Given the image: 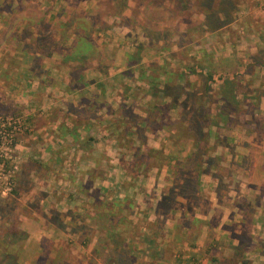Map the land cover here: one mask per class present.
Returning <instances> with one entry per match:
<instances>
[{
  "label": "rangeland",
  "instance_id": "rangeland-1",
  "mask_svg": "<svg viewBox=\"0 0 264 264\" xmlns=\"http://www.w3.org/2000/svg\"><path fill=\"white\" fill-rule=\"evenodd\" d=\"M200 1L190 0L191 4L186 8L173 0H128L129 5L124 12H131L132 20L138 19L150 31H157L156 26L158 30H175L179 23V34L174 39L180 42L182 36L183 41L192 36V33L187 35L183 32L186 27L194 29L198 26L195 12L199 9ZM234 1H239L237 4L240 8L232 14V23L239 20L232 26L228 25L229 35L226 38L238 42L237 47L234 45L231 52L230 47L226 50L217 43H210L211 47L220 48V54L230 53L231 61L222 64L219 58L216 66L205 63L202 65L204 69L207 64L210 71L237 73L239 68L236 65L242 64L239 58L250 55L244 48L246 45L242 46L238 26L245 29L247 22H255L256 17H248L249 14L244 12L250 9V5H256V9L249 11L252 15L263 17L264 0ZM209 5L218 13L217 4L214 6V2L209 1ZM119 10V5L108 4V0H0V260L5 254L3 250H8L18 252V260L22 264H264V254L250 246L255 243L264 248V66L255 65L259 58L264 61V52L255 62L250 61L252 67L247 70L253 72L254 76L245 78L243 75L240 80L243 90H254L253 95L258 93L259 97L252 99V103L261 101L262 108L253 111L249 109L251 106L244 105L242 98L231 103L233 107L243 109L242 126L236 123L228 129L230 133L236 131L240 140L235 147L239 157L230 152L227 155L223 153V136L219 142L216 140V134L224 135L227 129H220L215 122L207 127L212 117L208 113L205 114L208 119L198 116V113L210 109L211 112L217 110L214 105L219 93L217 86L210 84L209 93H212L210 95L214 102H207L208 79L196 73H193L196 74L193 79L197 87H194V91L190 86L186 89L189 95L200 97V100L193 101L185 93L182 94L180 100H185L187 104L185 112L183 107L171 108L163 123L153 121L152 126L146 128V147L161 149L164 153L161 157L148 150V167L131 162L134 147L143 143L137 135L127 133L126 125L118 121L128 108L147 116L145 109L155 101L151 96L146 98L143 90L147 86L143 81L137 82L138 72L109 75L106 79L112 88L106 91L103 126L109 125L108 130L102 126L104 133H98L96 149L91 153L93 157L85 154L87 152L80 147L82 139H77L78 132L84 135V129L70 133L77 137L66 136L65 132H71L74 124L62 109L65 107L62 97L67 100L70 96L63 91L52 93L51 87L46 84L50 78L41 74L43 59H34L35 68L32 63L35 56L31 52L37 51L39 42L47 44L52 51V42L56 44L57 41H63L65 44L62 45L67 47V51L73 37L70 21L88 13L100 27L98 30L104 29L92 34L98 45L96 47L106 48L101 54L104 55L103 59L105 55L112 57L113 71L124 70L128 60L122 56L130 51L134 39L137 43L147 42L148 39L142 29L121 26V23H128L117 14ZM177 14L185 15L178 23L175 20ZM60 21L67 23L63 25ZM126 33L131 36L128 38ZM174 36L176 34L171 39ZM163 54L165 56L162 53L156 55L157 61L162 63L163 56L164 60L172 59L173 68L179 66L180 56L174 60L167 52ZM92 56L83 61L82 64H85L82 67L87 65L94 68L97 65L100 57ZM49 60L52 63V58ZM29 65L32 67L30 70ZM80 67L77 66L78 70H81ZM89 72L95 73L92 69ZM100 78L93 75L96 84ZM154 79L161 86L163 78L159 80L156 76ZM230 83L229 92L232 93L228 95L241 97L238 89L235 92L233 87H238V84ZM111 89L114 91L112 96ZM124 93L135 97L126 99L129 96L124 98L127 96ZM125 99L127 101L124 103ZM107 107L112 112L108 116ZM251 110L256 113L255 119L246 113ZM181 112L184 113L182 117ZM168 117H172L173 122H168ZM182 119L187 120L182 122ZM218 119L221 118L212 120ZM164 121L169 124L168 130L164 127L159 129ZM221 126L228 127L224 122ZM201 130L211 132L206 148L213 156V166L209 167V172L215 173V176L202 173L197 185L199 191L194 192V174H185L187 166L177 163L186 162L190 157L193 142ZM52 149L59 150V153L56 152L58 155L53 159V165L47 166L52 173L49 171L46 175L44 165L39 167L37 163H47L52 158ZM244 154V165L239 167L236 162L241 163ZM154 163L161 166H153ZM216 165L222 168H216ZM38 167L42 170V177ZM90 170L98 175V179L93 180L92 189H97L93 195L87 193L85 188ZM174 170L178 171L179 176L185 174V178L177 180L172 173ZM194 170L198 171V168ZM169 185H174V190L166 192L164 199H161L163 189ZM96 199L101 201V211L108 206L106 210L116 212L117 207L113 208V205L123 201L124 204L131 202L132 206L123 210L124 213L118 216L121 218L116 216L118 213H113V230H105L96 226L104 219L94 213L96 210L92 204ZM234 199L243 207L252 206L250 212L243 213L242 207L234 204ZM159 202L160 207H157ZM56 209H69V218ZM85 213L97 218L83 221L81 216H85ZM45 215L52 217L51 221ZM88 225L97 230L91 235L89 243L84 245L83 234L88 232L85 231ZM43 246L47 250L44 256ZM41 251V257L37 258Z\"/></svg>",
  "mask_w": 264,
  "mask_h": 264
},
{
  "label": "trees",
  "instance_id": "trees-1",
  "mask_svg": "<svg viewBox=\"0 0 264 264\" xmlns=\"http://www.w3.org/2000/svg\"><path fill=\"white\" fill-rule=\"evenodd\" d=\"M209 1H211L212 3L214 2V6L219 7L218 13L215 12V10L211 7V5H209ZM173 2L175 3H181L184 5V7L188 8V6H190L191 2L190 0H173ZM150 3H152V1H150ZM239 1L235 2L234 0H201L200 3L198 4V6L203 7V11L205 12V25L208 28L207 30H216V29H220L223 28L225 26H228L229 24L232 23L233 20V13L235 10H239V6L238 4ZM108 4H116L120 6V10L117 12V14H120L121 18H123V20H125L132 29L135 28H139L140 30H144L143 33H145L148 41H142L143 43H137L134 41L132 42L133 46L132 49H134V53L130 54V57L128 59V63H127V70L125 71L126 75L129 74H135V72H138V77H137V82H141L143 81L146 84V89L144 88V94L145 96L148 97H153L155 98L154 103H151L150 107L148 109H145L147 116L141 114V113H136L132 108H128V110L126 111L127 113H123V117L122 119L118 120L120 123H122L123 125H126L125 127V131L127 133H131L132 135H137L141 140L142 143L140 146H136L134 147L135 149V153H133V158H132V163H136L138 162L139 165H146V167L149 166V161L147 160V157L149 158V151H154L155 153H157L156 156H164V153L161 149H148V147H146L147 144H145L146 142V135H145V131L146 128L149 126H152V122L153 121H157L159 120L160 124L163 123L164 118H166V114L167 112L170 111L171 108H184V112H185V106H187L186 101L185 100H180V97L182 94H186L187 97H190V99H192L193 101H196L194 99H199L200 97L196 98V97H192L193 95H189L190 93H188V89L187 86L192 87V83L189 79V75H191L192 73H196V74H202L205 75L207 77V91H206V98H207V102H214L213 98H212V93H209V90L211 88L210 84H214L217 86V92L219 93L217 100L215 101L214 106L217 107V110L214 112H211V109L208 110L207 112H202V113H198V116H202L206 119H208V117H206L205 114H209L211 117V122L210 124H208L207 127L211 126V124L213 122H215V125H217L218 127H220V129H227L226 133L224 132V135H221L220 133H217V138L216 140L219 142L221 140V136H223V141L224 143L221 144V146H223V151L225 149V151L223 153H231V155H234L236 157H239V155L236 152H239L237 150H235V147L237 145H239L240 140L237 137V133L236 131L230 133L228 131L229 127L231 125L234 124H238L240 126H242V116H243V109H240L239 107H233L232 104L234 102H238L240 101V99L238 100V98H242L243 103L245 106L248 105L251 106L249 109H252L253 111H256L260 108H262V103L261 101H259L258 103H252V99L254 98H258L259 95L258 93H256L255 95H253L255 93L254 90H243L242 84H240V80L242 79L243 75H245L246 72H251L249 70H247L248 68L251 67L250 64H247L245 66H241L239 67V71L237 73H230V72H215V71H210L209 69H207V67L204 69V67L202 66L203 64H205V62L203 61H195L194 59V50L193 49H189V47L187 48V44L189 43L188 40H184L183 41V36L181 37V41L180 43H178V41H174L171 40V36L173 34H179L178 33V28L171 29L168 30H158L155 27V30L157 31H150L147 27H144V25H142L139 21H132V19L128 18L123 12L124 9L127 7L128 4V0H108ZM189 4V5H188ZM239 7V8H238ZM145 8V7H144ZM178 12H184L182 10H178ZM142 13V12H141ZM144 14H147V12L145 13V11H143ZM219 13L221 15H219ZM84 15H87L89 18H91V16L88 13H84ZM146 16V15H145ZM184 14H177L176 15V19L178 20L176 23L179 22V19L184 18ZM75 20V19H74ZM73 21V20H72ZM66 24V23H65ZM64 24V25H65ZM80 29L82 28H86L82 25H79ZM79 26L76 25L74 22L72 24H70L69 28L72 29V33H73V37L70 40V45H69V49H67V51L65 50L67 47H64L65 44L63 43V41H57L56 44L55 42H52V54L55 51L58 52H64L66 54H77V56L72 59V75L74 77V79H78L79 74H78V68L77 66H83L84 64L83 61L86 60V58L88 57V55H79L81 53H85V54H91L92 52L98 51V56H100L103 53V50L106 48H97L98 45L95 44L94 39L92 38V30L89 29L88 31H85L84 34L82 35V32H80L79 30ZM82 27V28H81ZM90 27H92V24H90ZM188 33L190 32L189 30H187ZM70 33V34H72ZM178 36V35H177ZM130 36H128L129 38ZM63 38H66L63 36ZM171 40V41H170ZM121 44H124V42H121ZM174 45H178L179 48H174V51L172 49V47H174ZM59 46V48H58ZM97 46V47H96ZM62 48V51H60V49ZM95 48V49H94ZM153 48V49H151ZM186 48V49H185ZM116 49V48H115ZM151 49L149 51H153L156 53H163V52H167L168 55L171 58H174V60H178L177 56L181 57L182 59L178 60V64L179 66L176 65V68H173V63H172V59L169 60H164L165 57L161 56L163 58L162 63L161 61H157V60H153L150 63H148L147 65L144 64L143 62V54L148 50ZM55 50V51H53ZM50 47L45 44V43H37V51H33L34 54L38 53V54H51L50 52ZM106 51V50H105ZM148 52V51H147ZM155 53V54H156ZM183 60V61H182ZM99 64H98V69L102 70L104 76L109 75L108 73V68L110 65H112V61L109 60L108 56L106 57L105 60H98ZM88 63V62H86ZM143 63V64H142ZM261 64V63H258ZM261 65L264 66V63H262ZM181 69L183 70V72H181ZM157 74V75H156ZM253 74V72L251 73ZM158 76L159 80L160 78H163V81L161 82V86H159L158 84H156L155 81V77ZM232 84H238V87H236L235 85H233L235 92L238 89V92L241 93V97H237V96H233V95H228V93H232V91L229 92V85ZM250 82V81H249ZM248 82V84H250ZM245 86V85H244ZM125 89L129 90V87H126ZM242 89V90H240ZM219 90V91H218ZM125 94V93H124ZM252 94V95H251ZM127 95V93L125 94ZM251 95V96H250ZM124 96V98L128 97ZM132 96L135 97V95L132 94ZM195 96V95H194ZM240 96V95H239ZM211 99H208L210 98ZM262 97H260L261 99ZM237 99V100H236ZM136 100V99H135ZM164 100H167L166 102ZM200 100V99H199ZM232 100V101H231ZM65 103V109L66 110H70V102L68 101H64ZM203 102V101H200ZM198 105H200V107H203V105H201L199 103V101H197ZM232 103V104H231ZM124 104V103H123ZM195 104V103H194ZM231 104V105H230ZM125 107V105H123ZM193 106V105H192ZM196 106V105H194ZM189 107V105H188ZM232 108V109H231ZM240 109V110H239ZM79 115V117H81L82 115L84 116V111L80 110V109H74ZM252 110L249 113L253 116V118L255 119L256 117V113L252 112ZM65 112V111H64ZM83 112V114H82ZM125 112V111H124ZM92 113V111H89L88 114H85V116H90ZM183 112H181V117L183 116ZM221 118L218 119V121H214L212 119L214 118ZM73 120V119H72ZM117 120V119H116ZM166 120H168V122H173V118L172 117H168ZM187 119H182V122H186ZM88 121H90L88 119ZM99 121V122H98ZM96 122V123H95ZM114 121L110 122V125L113 124ZM167 121H164V124L161 125V127L159 129H167L169 124L168 122L165 123ZM222 122H224L228 127H222L221 124ZM74 123V128H72L71 130H73V132H76V127L78 126V123L80 125H84L85 123H82V120H77L74 119L73 120ZM100 123V118L97 120V118L91 119L90 121V126L85 127L84 131V135H80L81 136V144L80 147H82L85 152L88 151L90 156L91 153H93L94 149H95V145L94 142L95 140V136L93 135L91 130H94L98 124ZM105 123H101L100 126L102 127ZM95 125V126H94ZM108 125H105L106 127H104L106 130H108ZM168 130V129H167ZM208 135H211V132H204V131H200L198 136H196L194 142H193V150L192 153L190 155V157H188V159L186 160V162H178L177 164H183L185 167L187 166V169L184 170L185 174H194L195 176V181L194 184H192V188L194 192H198L199 190L197 189V185L200 181V175L202 173H207V174H215L211 171V169L209 167L213 166V156L211 157V155H209V149L206 148L209 146V141H208ZM175 137H179L178 135H174ZM79 141V140H78ZM94 146V147H93ZM135 146V145H134ZM93 149V150H92ZM91 150V151H90ZM221 154V153H220ZM227 155V154H226ZM232 156V157H234ZM246 158V154H244V156H242V161H240L241 163L236 162L237 166H241L244 165V159ZM33 164H35V162H33ZM39 167H42L44 165L45 171H46V175H47V166H52L53 165V160L52 163L49 164V162L43 164L42 165L40 163ZM231 165H234L233 163H230ZM46 165V167H45ZM148 165V166H147ZM153 166H158L160 167L161 164H156L154 163ZM215 166V165H214ZM32 168L33 165H31ZM39 167L37 168L38 172L40 173V177H42L41 172L42 170L39 169ZM198 168V171H195V168ZM52 168V167H51ZM128 168H130V166H128ZM216 168H222L221 165H216ZM36 169V168H35ZM44 171V172H45ZM208 171V172H206ZM89 174V179L87 181V183L85 184V188H86V192L87 193H91L96 194L97 193V189H92L93 187V180L94 178H97L98 175L97 173H95V171L90 170L87 172ZM172 173L176 176L177 180H180L182 178H185L183 174V176H179L178 175V171L175 172L172 171ZM215 176V175H214ZM213 176V177H214ZM174 184V183H173ZM176 184H178L179 187V181L176 182ZM177 187V188H178ZM190 187V186H189ZM174 190V185L172 186H167L163 189V194L161 196V199H164V197L166 196V192L168 191H173ZM176 194V193H175ZM98 197V196H97ZM239 198H241V196H239ZM233 199V198H231ZM234 204L237 206L242 207L243 213L244 211H249L250 212V208L252 206H248V208H246L247 206L243 207L240 205V203H237V201L234 199ZM100 200L96 199V201L92 204L94 210H96L94 213L96 216H98L99 214L101 216L104 217V219H102V221H99V223H96V226H100L102 229H111L113 230V217L114 214L113 213H118V215H116L117 217L124 213L123 210L126 209H130V207L132 206V203H125L123 202H118L115 203L113 205V208L117 207V211L116 212H109L106 209H109L108 206H105V209H102L101 211V205H100ZM161 202V201H160ZM160 202L158 203L157 207H160ZM246 205L248 203H245ZM236 206V207H237ZM205 208V205L203 206ZM51 211V210H50ZM70 213V212H69ZM43 214V213H42ZM68 215V214H67ZM95 215H92L91 213H85V216H81L83 221H87V220H95ZM47 216V220L51 221L52 217H49V215H45ZM69 216V215H68ZM100 217V216H98ZM121 218V217H118ZM117 218V219H118ZM76 221V220H75ZM73 221V222H75ZM53 222V220H52ZM87 229L85 231H88L86 233L83 234V244L87 245L91 239V235L95 232V230H97V228L94 227H90V225L85 226ZM13 234L15 235V233L13 232ZM264 244V243H263ZM253 246V250L255 251H259V253L264 254V248H261L262 246L260 245H256L255 243H251L250 246ZM239 246V245H238ZM238 248V247H237ZM43 255L47 253V250L44 248L43 246ZM96 251L97 248H96ZM3 252L5 253L4 256L1 258L0 263L1 264H22L19 262L18 257H19V253L18 252H11L8 250H3ZM11 252V253H9Z\"/></svg>",
  "mask_w": 264,
  "mask_h": 264
},
{
  "label": "crops",
  "instance_id": "crops-1",
  "mask_svg": "<svg viewBox=\"0 0 264 264\" xmlns=\"http://www.w3.org/2000/svg\"><path fill=\"white\" fill-rule=\"evenodd\" d=\"M84 1L85 0H83V2ZM255 6L256 5H252V6L250 5V9L244 10L245 13L247 12L246 14H249L248 17L249 16L256 17L255 22H247V27H245V29L241 28V26H238V28L240 29V34H241L240 40H241L242 46L246 45V47H244V48L246 49L247 55L249 53H250V55L249 56L244 55V58H242V59L239 58V60L241 61L242 64H237L236 65L237 68H239L241 66H245L247 64H250V61L255 62L256 58L262 52H264V16L263 17L262 16H255V15H252L253 14L252 12H249L250 10L253 11L254 8L256 9ZM129 7L131 8V5ZM203 9H204L203 7L199 6V9H197V11L195 12V16L197 18L196 20L198 21V26L194 27V29H192L191 27H186L185 30H183V32L186 33L187 35H189V33L190 34L192 33V36L189 37L190 39H188L189 43L187 44V48L191 47L194 50V54L196 55V56L194 55L195 61H198V62L203 61L205 63H208L209 65H212V66L215 65L216 66L217 60H219V58H220L219 63L225 64L226 62L231 61V58L229 57L230 53L220 54L219 51H220V48H224L227 50V48L230 47V51L233 52L232 49L234 48V45L237 47L238 42L234 43L232 40L227 39L226 36L229 35L227 28H229L233 24H236V22L239 19H237L236 22L229 24L230 26H225L223 28L216 29L213 31L207 30L208 28L205 25V17L206 16H205V12L203 11ZM240 10H242V9H240ZM124 14L128 18L133 19V16L130 17L131 12L126 11V12H124ZM57 16H58V14H57ZM246 17H243V18H246ZM54 19L60 20L57 17H54ZM76 19L74 21L71 20L70 24H72L74 22L78 26L82 25V26L86 27V28L81 27L82 29H80V26H79V30H80V32H82V35L84 34L85 31H88L89 29L92 30V34L95 31L102 32L104 30L102 28L100 30H98L100 27L98 28L97 23L93 19L89 18L87 15H82L79 19H77V20ZM137 21H138V19H137ZM59 23L60 24L63 23V25H64L67 22L60 21ZM90 24H92V27H90ZM121 26H127L128 28L130 27L129 24H122V23H121ZM180 27H179V23H178L177 24L178 30H180ZM129 29H131V28H129ZM187 30H189L190 32L188 33ZM195 34H196V36H195ZM177 35L174 36L171 40H174L177 42V40L174 39L175 37H177ZM126 36L128 37L131 35H130V33H126ZM196 37H199V38L196 39ZM222 38H224V40ZM178 43H180V42H178ZM210 43L211 44L217 43V44H219L220 48L219 47H217V48L211 47ZM132 44L129 47L130 51H126L127 55H125V53H124L122 58L125 57V59L128 60L130 57V54L134 53L133 52L134 49H132V46H133ZM175 46L177 48H179L178 45H174V47H172L173 51H174V48H176ZM100 47H102V46H100ZM151 49H153V48H151ZM151 49H148L147 50L148 52L146 51L143 54L144 57L142 60H143L144 64H146V65L153 60H157L156 55L158 53L153 52V51H149ZM53 51H55V50H53ZM49 52L51 54H41V53L40 54H38V53L34 54L33 52H31L35 56V58L34 57L32 58V61H33L32 63H33V65H35L34 67L36 68V64H35L36 62L34 61V59H36L37 57L43 59V63L41 64V66H43V68L41 69V74H43L46 78L47 77L50 78L49 80L47 79L46 84L48 87H51L50 89H51L52 93L53 94L57 93V92L60 93L63 91V92L68 93V96H70V99H67V100L62 97L63 101L69 100L70 110L68 111V110L64 109V107H62V109L71 118L70 121L72 123H73L74 119H77L79 121L82 120V123L83 122L85 123L84 125L83 124L80 125L78 123V126H75L76 132H73V130H71V132L66 131L65 132V133H67L66 136L67 137L71 136L72 138L77 137V135L74 136L72 134L77 133L80 129H85V127H87V126L89 127L91 119L97 118V120H98L100 118V123L96 126V128L94 130H91L93 135L95 136V140H97V138H99L100 134L102 132L104 133V131H105L104 129L102 130L103 127H101L100 124L104 122V118L106 116L105 114H103V111L106 109V98H107L106 91L108 88H112L111 85L109 86V84L106 83V79L109 78V75L110 76H113L115 74H119V76H120V74L126 75L125 71L127 70V68H125L124 70L119 69V70L113 71L112 69H113L114 65L112 64L108 68L109 75L104 76L102 70L97 68L98 64H99V62L97 61V65L94 66V68H89V66L87 67V65H85L86 67L81 66L80 67L81 70L77 71L80 78L74 79V77L72 75V59H74L77 56V54H74V53L66 54L64 52H58V51H55L52 54V51H49ZM221 52L223 53L224 50H221ZM257 53H258V55L253 57V55H255ZM92 54H94V55L92 56ZM92 54L81 53L79 55H88L89 57H91V56L97 57L98 51H95ZM218 54H219V57L217 59ZM162 55L165 56L163 53H162ZM43 56H44V58H42ZM103 56L100 55L99 56L100 59L99 58L98 59L99 60H105L108 55H105L104 59H103ZM50 58H52V63L49 60ZM108 58H109V60L112 59V57H109V56H108ZM258 63L262 64V63H264V61H261L259 58V60L256 62L255 65H259V67H260L261 64H258ZM5 65L7 66V64H5ZM250 65L252 67V64H250ZM28 67H29V70H30V68H32V67H30V65ZM206 67H208L207 64H206ZM88 68L90 70L92 69V71H94L95 73H90ZM113 72H115V73H113ZM181 72H183L182 69H181ZM93 75L101 76V78L97 84L93 79ZM252 75L254 76V73L251 74V72H246L245 78L252 76ZM88 76L90 77V79L88 78ZM195 76H196V74H193V73L191 75H189L191 83H193L192 87H190V88L193 91L195 90L194 87H197V85L193 79V77H195ZM191 89H189V90H191ZM113 92L114 91H112V89H111V93H110L111 96L113 95ZM88 93H90V94H88ZM131 96H129V98H126V99H131ZM126 99H125L124 103L127 101ZM107 108H108V112H107L108 113L107 116H108L110 113L112 114V112L110 111V107H107ZM74 109H77V110L80 109L83 111H87L86 114H88L89 111H92V113L90 116H85V114H84V116L82 115L81 117H79V115L76 114L77 112ZM88 119L90 121H88ZM106 123H107V121H106ZM72 128H74V127H72ZM70 133H72V134H70ZM78 133L79 134H78L77 139H81V136H80L81 133L80 132H78ZM98 133H100V134L98 135ZM95 134L98 135V137ZM94 145H95V149H96V142H94ZM56 152L59 153V150L56 149V151H54L52 149V158L50 160L49 159L47 160L49 162V164L52 163V160L58 155V153H56ZM86 152L87 153H85V154H89L88 151H86ZM47 171L49 172L50 169L48 168ZM50 173H52V172L50 171ZM50 210H52V207ZM57 211L60 213H64L65 217L69 218V216H68V215H70L69 209H68V211L58 209ZM259 242L261 243L262 241H259ZM262 243H264V242H262ZM42 249H43V247H42ZM38 254L39 255L37 258H40L42 255V251L39 252ZM35 257H36V255H35Z\"/></svg>",
  "mask_w": 264,
  "mask_h": 264
}]
</instances>
